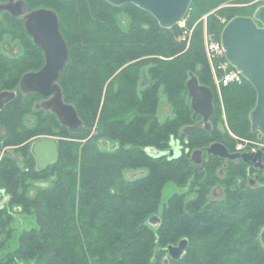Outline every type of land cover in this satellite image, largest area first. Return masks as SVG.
<instances>
[{
    "label": "trees",
    "instance_id": "1",
    "mask_svg": "<svg viewBox=\"0 0 264 264\" xmlns=\"http://www.w3.org/2000/svg\"><path fill=\"white\" fill-rule=\"evenodd\" d=\"M26 1L59 16L69 47L59 83L83 125L71 131L50 109L36 108L37 92L21 89L0 110V125L9 130L3 141L19 145L16 154L22 155L21 160L10 154L0 158V191L9 195L0 204V232L15 205L34 213L37 222L21 231L17 247L0 258V264H164L168 245L183 237L188 238L186 251L178 259L169 256L168 264H264V180L250 184L247 163L231 160L226 167L241 170L240 186L228 189L222 199L204 198L218 177L215 166L224 158L210 155L194 164L189 155L213 140L229 149L235 144L217 125V91L204 48L203 20H198L208 14V28L220 37L221 18L251 15L255 5L223 6L249 0H192L187 26L198 23L187 47L178 24L162 26L150 11L132 2ZM119 13L128 16L126 28ZM5 27L0 24V34L9 33ZM19 30L25 56L11 64L0 54V85L14 78L13 87H6L10 89L17 87L20 74L43 61V50L23 25ZM19 69L22 73H16ZM191 73L214 91V123L211 130L203 125L179 136L183 124L201 119L193 118L186 85ZM144 77L148 81L141 84ZM161 87L174 109V116L165 120L157 115ZM222 92L231 129L242 138H258L249 117L257 97L252 83L243 77L223 86ZM26 114L36 119L31 125L23 122ZM36 134L59 136L57 160L40 169L29 152V140ZM174 138L181 146L176 157L148 150L167 151ZM136 168L146 171L132 178L125 175ZM49 177L46 185L33 184ZM171 180L192 181L197 195L185 199L177 193L163 202V187ZM153 215L160 221L151 222Z\"/></svg>",
    "mask_w": 264,
    "mask_h": 264
},
{
    "label": "water",
    "instance_id": "2",
    "mask_svg": "<svg viewBox=\"0 0 264 264\" xmlns=\"http://www.w3.org/2000/svg\"><path fill=\"white\" fill-rule=\"evenodd\" d=\"M113 4L127 2L135 3L150 11L162 26L171 27L184 19L192 0H108ZM9 10L13 15L25 13V28L32 36L33 41L45 54L43 66L37 70L25 72L19 82L20 89L27 92H37L44 99L36 104V108H45L53 111L60 122L68 126L71 131H76L83 125V120L75 105L65 101L59 78L63 68L69 59V47L64 38L60 19L53 9L48 7H37L28 10L25 0H10L1 4L0 8ZM221 42L225 49V56L228 62L236 67L242 75L254 86L257 97L254 107L250 110L249 117L252 131H257L259 138L264 139V4L259 5L252 15H236L229 19L224 25L221 35ZM188 93L191 99V106L194 110L193 118L201 115L202 121L184 128L188 134L194 132L201 126L211 130L210 116L214 111V92L208 85L199 82L197 75L190 74L186 81ZM17 92L15 90L0 91V110L5 104L13 100ZM175 139L171 140V148L161 152L148 148L155 155L168 153L169 157H176L181 153V148ZM104 144V143H103ZM108 145V143H106ZM2 144L0 143V153ZM207 155L213 154L227 159H242L256 167L264 168L262 153L264 143L252 151H231L221 141H213L208 146L196 148L192 151V159L201 163L203 152ZM37 168H43L54 163L58 158V139L55 136L47 135L37 138L31 146ZM6 154H11L5 149ZM151 222L160 221L157 215H153ZM264 242V228L260 233ZM188 247V238H181L176 244L168 245V256L164 258V264H168L169 256L178 259ZM30 264V263H26Z\"/></svg>",
    "mask_w": 264,
    "mask_h": 264
},
{
    "label": "rangeland",
    "instance_id": "3",
    "mask_svg": "<svg viewBox=\"0 0 264 264\" xmlns=\"http://www.w3.org/2000/svg\"><path fill=\"white\" fill-rule=\"evenodd\" d=\"M263 3H264V0H249L247 3H244V2H232L231 3V2H229V3L223 4V6H225V5H238V6H241V5H244V4H248V5L254 4L255 8L253 9V12L251 13V15H252L254 13L255 9L259 5H261ZM37 7H42V6H40V5L37 6L36 5V6H32L31 7L29 5L30 9H34V8H37ZM118 17H119V20H120L122 26L126 28L127 27V23H128V16L125 13H119ZM207 18H208V14H204L201 17V19H199L198 21L203 20V26H204V28H203L204 48H205L206 56H207V58H208V60L210 62L211 71H212V75H213V80H214V83H215V86H216L215 88H216V91H217L218 100L216 102H217V105L219 106L218 108H220V109L216 113L215 118L218 121V123H217L218 128L221 131H224V132L227 131L231 136H233L235 144H234L233 149H230L231 151H237L238 149L249 148V147L255 148L257 146H261L264 143L263 138H259V136H258V138L255 137V138H250V139H248L247 137L246 138H242V137H240L237 133H235L231 129V126H230V123H229V118H228L229 115H228L227 110H226L225 105H224V96H223V92H222L223 86H226L227 84H223L220 81V76H221V73H222V68H220V64L221 63H225L226 64V62H225V59L223 58V60H222L223 62H220V64H219V61H216V65H215V64H213V60H211L212 57H210L207 54V51H206V40H207V37H211V38H214V39H220V37H217L218 35L215 34V31L210 30L208 28ZM0 20H3L0 24H4L6 26L5 28H8L9 33H11L13 31V34H9L7 32L4 33V34H0V52L2 50H6L7 51V49L9 51H13V50H15V48L18 45L20 46L19 47L20 50H22L21 45L23 46V43H22L23 39L21 37L23 36V34H22V30L20 31L19 28L21 27V25H23V27H24L23 19L22 18L21 19L20 18L14 19V18H10V17L2 18L0 16ZM183 20H184L183 21L184 24L180 25L178 23L179 27L182 29L179 38L180 39H183V38L185 39L186 38L187 47H188L189 43H190V39H191L192 33H193L194 28H195L196 24L198 23V21L195 22L193 24V26L188 27L186 18H184ZM221 21L225 25L228 20H226L225 18H221ZM223 27H222V29H223ZM24 29H25V27H24ZM222 29H221V31H222ZM221 31L219 32V35H221ZM40 59H41V57H40ZM44 62H45V54H44V51H43V61H41V62L39 61V63H41L40 66H42ZM32 66L38 67L36 64H33ZM21 70L22 69L17 70L16 73H22ZM20 75L21 76L19 78V81H20L23 73L20 74ZM14 81H15L14 78H10V80L4 81L3 84L1 83L0 88H6V87H9V86L13 87V84H15ZM19 81H18L17 87L14 86V89L17 92H18V89H20ZM147 81H148V79L145 78V79L142 80L141 84L142 83H146ZM30 92H32V91H30ZM27 93H29V92H27ZM27 93H25V94H27ZM41 99H42V97L40 95L39 102H40ZM20 113H21V117H22L23 114H22L21 111H20ZM249 113H250V111H249ZM40 114H41L40 116L46 115V114H43V113H40ZM157 115H158L160 120H165L168 117L174 116V109H173L171 103L169 102L167 94L164 92L163 87H161V89L159 91V106H158V109H157ZM210 118H211V116H210ZM210 118H209V120H210L211 124H213L214 122L212 123ZM33 120L35 122L36 119L33 118L31 114H26L23 117V122L26 125H31V122ZM51 120H53V118H51ZM200 121H202V117H201V119L196 120L195 123H193V124H196V123H198ZM189 125H191V124H183L180 127V130H179L180 132H179L178 135L182 136L184 128L189 126ZM7 134H9V130H7V128L4 125H0V136L3 137V136H6ZM51 135H53V134H51ZM42 136H47V135L36 134V135H33L30 138V140H29V142H30L29 152L31 151L30 148H31V144H32L33 140H35L36 138L42 137ZM56 137L59 138V136H56ZM174 139L176 140L178 138H174ZM213 141H211V142H213ZM211 142H209V144ZM180 143H181V141H180ZM5 145H7V148H9L10 153H12L14 155L17 152V150H15V149L20 147L19 145L18 146L17 145L14 146V145H11V144H5ZM171 146L172 145H170V148H171ZM180 148H181V146H180ZM196 148H198V147L193 148L190 151V154H189L190 155V159L193 161L194 164L196 162L192 159V151L194 149H196ZM200 148H203V147H200ZM206 154H207L206 151H204L203 152L202 161L207 160L209 158L208 156L206 158ZM210 155H213V154H210ZM17 156L19 158H21L20 155H17ZM213 156H215V155H213ZM24 158H28V155L25 154ZM202 161H201V163H202ZM224 162H225V160L223 162L218 161V164L215 166V169L217 171V176L218 177H216V179L212 183H210L208 192L206 193L204 198L222 199V198H224L226 196V191L228 189L238 188L240 186L241 181H240L239 177H237V176H239V175H237V173H240L241 170H239V168L238 169H230V170H228V168L226 167ZM220 170H224V174H219ZM246 170H247V176L249 177V174H251V177L254 178V174H252L251 171L248 168ZM145 171H146L145 168L128 169V170H126L125 175L127 177L132 178V177H136L137 175L142 174ZM51 179L52 178H50V177L49 178H44V179H37V180H34L33 184L34 185H46L47 183L50 182ZM177 193L178 194H184V198L185 199L195 198V196L197 195L196 186L192 183V181H190L188 183H185V184H179V182H175L173 180L168 181L164 185L163 191H162V200H163V202H166L168 200V198H170L173 194H177ZM5 202H7V197L0 198V203L1 204L5 203ZM4 218L6 219V221L8 223H7V226L5 227L6 229L4 231L0 232V258L5 257L8 253L12 252L17 247V245L19 243V235H20L21 231H23L24 229H28V228H30V227H32V226L37 224L35 214L30 212V211L22 209L18 205L17 206L16 205L13 206L12 209L9 211V215L5 216ZM1 229L2 228H0V230ZM16 263L23 264V261L22 260H18V262H16Z\"/></svg>",
    "mask_w": 264,
    "mask_h": 264
},
{
    "label": "flooded vegetation",
    "instance_id": "4",
    "mask_svg": "<svg viewBox=\"0 0 264 264\" xmlns=\"http://www.w3.org/2000/svg\"><path fill=\"white\" fill-rule=\"evenodd\" d=\"M10 0H1L0 1V5L1 4H4V3H7V2H9ZM15 1H17V0H14V2ZM26 1V0H25ZM27 2V1H26ZM28 4V3H27ZM28 10H31L30 8H29V4H28ZM0 16L2 17V18H7V17H10V18H15V17H17V18H22L23 19V23H24V27H25V13H23V14H20V15H13L9 10H6V9H3L2 7L0 8ZM26 29V28H25ZM27 31V30H26ZM28 33V32H27ZM29 34V33H28ZM30 35V34H29ZM31 36V35H30ZM32 37V36H31ZM33 39V38H32ZM17 46V45H16ZM20 46L18 45L16 48H15V50H13V51H9L8 49H7V51L6 50H2L1 52H0V54L4 57V60H3V62H9V63H11V64H13L16 60H20L21 58H23L24 56H25V53L22 51V50H20V48H19ZM44 64V63H43ZM43 66V65H42ZM42 66H40L39 68H41ZM39 68H36V69H30V70H27V71H31V70H37V69H39ZM27 71H25V72H27ZM24 72V73H25ZM23 73V74H24ZM20 82V81H19ZM20 87V86H19ZM4 89H7V90H15V89H10V88H2V90H4ZM1 91V90H0ZM17 92V91H16ZM41 95V94H40ZM41 97H42V99L40 100V102L44 99V97L41 95ZM8 103V102H7ZM6 103V104H7ZM5 104V105H6ZM4 108V107H3ZM2 108V109H3ZM52 136H54V135H52ZM56 137V136H55ZM37 139V138H36ZM35 139V140H36ZM35 140H33V142L35 141ZM264 140V139H263ZM32 142V143H33ZM0 143L3 145L2 146V148H1V153H0V158H2V156L3 155H5L6 153H5V149H9V148H7V145H5V143H4V141H3V139H2V137L0 136ZM31 146H32V144H31ZM260 146H257V147H255V148H243V149H238L237 151H241V152H243V151H252V150H257L258 148H259ZM15 151V150H14ZM263 154H264V151H263V153H262V161H263ZM11 155V154H10ZM18 154H15V156H17ZM21 156V158H19L18 156H17V158L18 159H22V155H20ZM207 156L209 157L210 155H207L206 154V158H207ZM35 158V157H34ZM223 158V157H222ZM224 160H225V162H224V164L227 166V164H228V162L229 161H231V160H233V161H235V162H240L242 159H239L238 161H236V159H227V158H224ZM243 161V160H242ZM35 162H36V159H35ZM247 163V162H246ZM263 163H264V161H263ZM49 165V164H48ZM36 166H37V163H36ZM247 168L251 171V173L252 174H254V178L253 177H251V174H249V181H250V184H252V185H258V184H261V182L264 180V168H261L260 166H258V167H256V166H254V165H252V164H249V163H247ZM219 174H224V170H220L219 171ZM3 197H7V198H9V195L5 192V190H2L1 192H0V198H3ZM1 204V203H0ZM27 262H24L23 264H26Z\"/></svg>",
    "mask_w": 264,
    "mask_h": 264
},
{
    "label": "built area",
    "instance_id": "5",
    "mask_svg": "<svg viewBox=\"0 0 264 264\" xmlns=\"http://www.w3.org/2000/svg\"><path fill=\"white\" fill-rule=\"evenodd\" d=\"M184 20L180 21V25L184 24L183 22ZM206 51L207 54L212 57L211 60H213V58H217V61L223 62V58L225 59V63H221L220 64V68H222V73L220 76V81L223 84H228L231 82H241L243 79V75L242 73L234 66L230 65V63L228 62V60L226 59L225 56V49L224 46L221 42V39H214L211 37H207L206 40ZM225 56V57H224ZM219 59V60H218ZM214 64V61H213ZM216 65V63H215Z\"/></svg>",
    "mask_w": 264,
    "mask_h": 264
},
{
    "label": "bare ground",
    "instance_id": "6",
    "mask_svg": "<svg viewBox=\"0 0 264 264\" xmlns=\"http://www.w3.org/2000/svg\"><path fill=\"white\" fill-rule=\"evenodd\" d=\"M264 4V3H263ZM213 61H214V64L216 63V61H217V58H213Z\"/></svg>",
    "mask_w": 264,
    "mask_h": 264
}]
</instances>
